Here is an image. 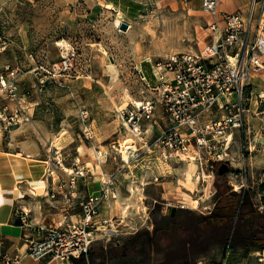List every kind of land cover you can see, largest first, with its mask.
I'll list each match as a JSON object with an SVG mask.
<instances>
[{
  "label": "rangeland",
  "instance_id": "374dc122",
  "mask_svg": "<svg viewBox=\"0 0 264 264\" xmlns=\"http://www.w3.org/2000/svg\"><path fill=\"white\" fill-rule=\"evenodd\" d=\"M251 2L221 0L219 11L240 8L247 19ZM214 20L203 0H0V174L22 170L30 193L63 215H80L109 177L123 192V221L117 211L110 216L117 233L99 238L75 264H264V69L251 79L224 175L225 163L214 173L204 166L203 178L200 163L165 162L150 151L170 126L162 107L153 131L143 127L139 136L123 117L132 104L158 96L154 71L169 55L212 42ZM67 54L74 58L64 69ZM128 139L136 147L125 161ZM43 181L42 189L34 186ZM229 203L234 211L225 223L207 219L215 209L226 214ZM110 207L100 212L109 217ZM156 229L154 246L144 244L147 237L130 240ZM164 229L175 237L167 240Z\"/></svg>",
  "mask_w": 264,
  "mask_h": 264
},
{
  "label": "built area",
  "instance_id": "2783aa9c",
  "mask_svg": "<svg viewBox=\"0 0 264 264\" xmlns=\"http://www.w3.org/2000/svg\"><path fill=\"white\" fill-rule=\"evenodd\" d=\"M220 3L221 0H203L205 11L215 15L210 28L212 42L199 52L169 55L154 71L162 81L158 96L123 110L132 133L139 136L143 134V127H146V133L153 131L158 124L156 110L162 107L170 126L158 134L150 151L153 149L165 162L174 158L198 162L202 168H210L211 173L217 165L230 162V142L234 131L244 124L251 79L264 69V0H252L247 19L241 12L219 11ZM259 4L260 21L255 28ZM73 58L67 54L62 67L68 69ZM141 76L150 86L146 74L141 72ZM214 109L220 110L221 116H213ZM56 152L60 154L61 151ZM63 171L70 172L67 168ZM48 172L54 182L56 171L48 167ZM73 177L75 181L76 175ZM62 179L61 175L59 181ZM154 180L159 182L160 176H155ZM116 182L112 177L104 179L102 194L90 197L83 204L77 220L64 214L59 223L34 228L32 235L26 237L24 251L4 252L0 242V264H23L25 258L72 264L74 260L88 256L99 238L117 233L109 229V217L100 218V208L116 199ZM19 214L22 224L31 227L30 211L23 209Z\"/></svg>",
  "mask_w": 264,
  "mask_h": 264
},
{
  "label": "crops",
  "instance_id": "0c3cea01",
  "mask_svg": "<svg viewBox=\"0 0 264 264\" xmlns=\"http://www.w3.org/2000/svg\"><path fill=\"white\" fill-rule=\"evenodd\" d=\"M221 12L234 13L241 10L240 8H230L222 5ZM260 9L261 5H257L254 26L257 27L260 20ZM242 14L243 12L240 11ZM250 9L248 12V16ZM244 16V14H243ZM248 18V17H247ZM21 161L16 165L21 164ZM11 166V164H10ZM12 169V166L10 167ZM22 170L19 174H16L13 169L12 171H5L0 174V242L3 243V251L8 253H16L17 251L25 250L26 237L32 235L33 229L38 226H51L53 223H59L62 221L63 211H55L46 201H49L45 197L39 199V195L30 193L31 186L28 180H21ZM43 183V184H42ZM41 184V185H40ZM45 181L37 183L34 186L37 189H42L44 187ZM121 188H117L116 199H112L109 204L110 208H113L109 213L110 216L114 214L115 211L121 215L119 221H123V192L120 191ZM35 192V191H34ZM44 199V200H43ZM121 201L120 210H117L116 203ZM115 206V208H114ZM28 209L30 211L31 227H26L22 224L20 218V210ZM79 215L78 212L73 214L71 217L74 219ZM106 216L105 212L101 213L100 217ZM111 219V218H110ZM80 259L74 260L72 264H75ZM23 264H59L57 261L44 259L35 260L32 258H25Z\"/></svg>",
  "mask_w": 264,
  "mask_h": 264
},
{
  "label": "trees",
  "instance_id": "16d2710c",
  "mask_svg": "<svg viewBox=\"0 0 264 264\" xmlns=\"http://www.w3.org/2000/svg\"><path fill=\"white\" fill-rule=\"evenodd\" d=\"M223 211L225 210L226 214L221 213L220 215H218V209L207 217V219H209L210 221L213 220L214 223H218L219 221H221L222 223H225L226 220V216L229 217V214L233 213L234 211V203H229L227 206H225V208H222ZM221 209V210H222ZM158 233V229L154 230V232H149V231H145V232H139L137 233L135 236H133L130 240L134 241L136 239H139L141 237H147V240L145 241L144 244L146 245H153L154 246V236ZM172 233L169 229H164L163 230V235L167 240L173 239L175 237V235L170 236ZM184 264H191V263H184Z\"/></svg>",
  "mask_w": 264,
  "mask_h": 264
},
{
  "label": "bare ground",
  "instance_id": "6f19581e",
  "mask_svg": "<svg viewBox=\"0 0 264 264\" xmlns=\"http://www.w3.org/2000/svg\"><path fill=\"white\" fill-rule=\"evenodd\" d=\"M122 23H125L124 21L122 22ZM129 26H131L130 24H128V27ZM134 144H135V140H133V139H128L126 142H125V146H126V149L125 150H123V153H124V160L125 161H128L129 160V156H128V150L129 149H135V147L136 146H134ZM16 161H17V163H19L21 160H20V158H16ZM199 201L198 200H196L195 202H194V206H195V208H197L198 206H199Z\"/></svg>",
  "mask_w": 264,
  "mask_h": 264
},
{
  "label": "water",
  "instance_id": "95a60500",
  "mask_svg": "<svg viewBox=\"0 0 264 264\" xmlns=\"http://www.w3.org/2000/svg\"><path fill=\"white\" fill-rule=\"evenodd\" d=\"M129 27H128V24H123L122 25V29L123 30H127ZM229 171V166H228V164H222V166H221V169H220V171H219V174L220 175H224L225 173H227ZM177 211V208H173V216L175 215V212Z\"/></svg>",
  "mask_w": 264,
  "mask_h": 264
}]
</instances>
